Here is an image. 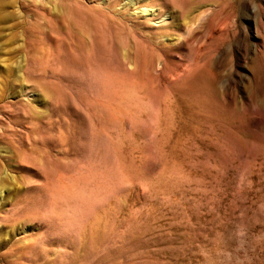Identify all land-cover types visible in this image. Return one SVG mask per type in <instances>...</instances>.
<instances>
[{"label": "rangeland", "instance_id": "1", "mask_svg": "<svg viewBox=\"0 0 264 264\" xmlns=\"http://www.w3.org/2000/svg\"><path fill=\"white\" fill-rule=\"evenodd\" d=\"M1 1L0 264H264V0Z\"/></svg>", "mask_w": 264, "mask_h": 264}, {"label": "bare ground", "instance_id": "2", "mask_svg": "<svg viewBox=\"0 0 264 264\" xmlns=\"http://www.w3.org/2000/svg\"><path fill=\"white\" fill-rule=\"evenodd\" d=\"M112 2L115 3L116 0H112ZM105 3H109V2H105ZM146 4H147V0H128L127 3L123 4L119 10L117 9V11L120 14H124V15L127 14V16L133 19L134 21L142 19L145 22V24H150L152 25V27L155 26L162 27L164 23L163 20L164 17L159 16L155 12L156 10L154 11L151 8H148ZM2 5L3 3L0 0V8Z\"/></svg>", "mask_w": 264, "mask_h": 264}]
</instances>
